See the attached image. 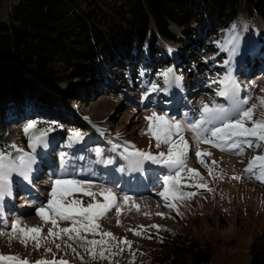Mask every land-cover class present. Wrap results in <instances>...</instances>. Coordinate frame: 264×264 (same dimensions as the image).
<instances>
[{
  "label": "rangeland",
  "instance_id": "374dc122",
  "mask_svg": "<svg viewBox=\"0 0 264 264\" xmlns=\"http://www.w3.org/2000/svg\"><path fill=\"white\" fill-rule=\"evenodd\" d=\"M248 24L249 22L246 19L239 17L236 20L234 30V24L229 28H221L213 40L206 41L205 38H200L201 40H198L199 43L194 44L191 50L176 44L165 45L159 41L156 46L158 50L156 58L148 71V77L145 78V86L142 88H126V82L113 77L115 85L112 88L101 85V88H104L102 92H93V95L85 101L74 100L72 107L70 106V111L72 110L73 113L81 116L74 119L66 118L68 120L67 123L64 120L59 123V126L63 128V137L67 135L69 138L70 132L73 131L80 133L82 130L80 128L81 123H86L87 134L93 131L97 135L96 137L102 141H106L105 137L112 141V143H109L107 140V146L111 150L109 156L113 163L107 164L108 166L105 164L107 171L103 170V172L116 171L115 175H118V177L114 180H97L87 176L89 175L88 169L78 166L75 170H66V174L62 177L61 153L56 155L54 153L56 143L62 141V136H58V133L62 132V130L56 128L55 132L53 131L48 135V147L38 146L36 149L42 153L46 165L56 164V173L51 174L48 172L49 176H45L43 169L36 162L33 166V171L37 170L36 176L33 177L34 180L30 185L22 177L13 174L11 178L12 195L5 196L2 209H0V231H10L12 222L19 219L22 224L28 226H41L42 234L46 235L50 225L43 224L39 217L36 216V209L47 203L48 194L55 179L70 178L91 182L94 185L103 184L105 187L113 189L119 203L123 204L122 197L128 195L133 198L135 204L139 205V211L132 206L131 202L128 205H124L119 217V226L116 223L117 215L115 210H112L107 214L106 218L100 220L101 230L111 231L118 239L126 238L135 243L131 249V252L135 253L134 264H157L153 259L148 260L146 257L150 250L160 249L161 252L166 253V251H162L166 248L161 246L165 243L162 236H160L161 231L150 228V225H159L160 229H165L171 233L185 234L187 232L195 237L202 238L203 241L207 238H213V243L216 240H220L219 251L212 257V261L209 264H249L250 244L254 237L264 229V183L255 178H249L243 174L242 170L254 156L264 154V147L248 148L246 145H242L244 147L243 155H237L236 150L222 152L209 144L201 143L199 149L202 152L211 153V156L205 155L203 159L209 165L215 160L214 175L223 177L222 179H216L213 176H209L207 169L198 162L195 155L197 149L193 142V133L186 130L184 138L189 143L187 166L197 169L204 177L208 187L213 189V191L197 190L194 187L183 188V191H198V194L190 200L182 203L177 202L179 215L175 211H170L166 208L163 199L156 195L157 192L163 190L161 189L162 179L159 178V175L164 170L166 171L162 175L168 174V170L162 165H152L150 162H146L142 172L134 171L128 167V161L119 154L123 151L125 141L130 145H134L136 149L150 151L154 155L159 151H167L166 146L163 145L160 149H157L155 147V139H150L149 136L143 134L148 127V121L145 117L150 116L152 112H156L158 115L166 114L169 119L182 123H190L199 118L200 109L204 103L211 106V102L215 100L217 103H223L228 106V102L224 98L217 97L216 92L212 91L213 87L219 86L216 89L218 90L221 85L212 82L221 79L228 71V67L232 69L233 66H236L240 70V67L244 65L245 61L242 54L245 52L246 45L249 42L248 36L251 34L248 31ZM250 24L256 31L254 32L255 37H264L263 22L254 19L250 21ZM191 26V33L186 37L187 40L197 39L200 35L195 28V24ZM249 46L251 47V45ZM233 48L236 49V54L231 58L230 65L224 66V62L230 59L229 53ZM180 53L184 54V61L186 62L180 63L184 67L181 72H177L175 69L178 68L177 65L179 63L176 64V60L180 58ZM237 59L239 60L235 61ZM159 61L169 62L170 69L173 70V75L169 77L170 81L174 77L182 78L179 86H177L175 79L174 89H172L171 82L168 85L165 84L164 77L161 74L167 72L169 67L161 68ZM172 61L175 62L176 66H174ZM221 70L225 72L219 74ZM262 70L264 71V67ZM232 75L241 86L240 99L251 97L246 107L257 104V98L264 96V76L257 75L256 72L236 75L234 70H232ZM110 76L112 77V75ZM75 84L76 82H62L58 85V90L63 91L68 87L76 86L77 89L85 93L84 90L91 89L90 82H85L81 85ZM152 84L158 86L157 91H150ZM211 86L213 87L210 88ZM164 88L168 89L167 92L160 90ZM149 100L154 103L147 104ZM62 111L66 112L64 108H62ZM80 111H83V113L81 114ZM260 112H264V108H258L257 114L253 118L260 119ZM63 116L68 117L65 114ZM33 120L9 125L4 131H0V140L7 143V145L15 143L26 152H31L28 147V139L21 132H23L27 124L35 123ZM36 123L49 125V121L44 119H39ZM70 125L73 128H69ZM97 129L101 130L103 134ZM81 137L83 139V136ZM112 144H120L121 147L113 151ZM72 146H75L74 142ZM62 148L63 150L67 149L64 146ZM129 150L133 149L129 148ZM67 152L68 150L63 151V154H67ZM13 153V155H16L15 152ZM116 159L118 160L115 163ZM123 166L128 176L119 170ZM33 171L32 173H34ZM181 175L186 179L184 173ZM236 175H241L242 178L240 180L232 179ZM154 176H156L155 180L153 179ZM16 183L20 186H25L26 189L17 188ZM93 190L95 191L96 189L94 188ZM21 193H27V196L22 198L23 200L20 199ZM34 196L37 197L35 200L41 199L36 205L32 202V197ZM25 199L31 201V204L20 206ZM67 199L69 201L79 199L85 206L92 202L90 197L85 196L81 192H73ZM97 199L102 201L103 197L98 196ZM4 202H6L5 204L8 208L3 206ZM2 210L3 212H1ZM145 213L148 215H145ZM157 213H164L165 215L161 217ZM140 225L147 228L146 235L151 238L136 236L133 232L128 231V229L139 230ZM68 226L69 222H60V227ZM162 234L168 236L166 232ZM56 242L63 245L60 240ZM41 243L42 247L39 250H35L32 242H29L28 246L25 247L16 240H12L9 244L6 237H0V252L19 255L22 259L32 262V264L41 259L52 260L54 258L57 260L63 258L68 260L69 264H91L86 254L84 255V260L81 261L70 251L66 252L56 249L55 244L50 243L48 240L41 241ZM49 247L52 249L51 253L46 251ZM78 250L83 254L82 248H78ZM31 253H35V255ZM53 253H55V257H53ZM131 259L132 255L129 253L126 257L117 261H119V264H128ZM100 264H107V262H100Z\"/></svg>",
  "mask_w": 264,
  "mask_h": 264
},
{
  "label": "trees",
  "instance_id": "16d2710c",
  "mask_svg": "<svg viewBox=\"0 0 264 264\" xmlns=\"http://www.w3.org/2000/svg\"><path fill=\"white\" fill-rule=\"evenodd\" d=\"M239 17L249 22L251 34L242 54L244 65L240 70L233 66L232 70L236 75L257 73L264 67V37H255L250 21L258 19L264 23V0H0V131L31 119L37 128H59L62 141L56 143L54 153L62 155L68 150L66 170L84 167L89 171L87 176L114 180L118 175L103 172L107 170L101 162L111 159L109 139L102 141L93 131L87 134L86 123L80 122L83 139L74 142L75 146H67L69 138L63 137L59 123L81 116L70 111L73 101H85L93 92H102L101 85L112 88L113 77L126 82V88H142L159 41L191 50L200 38L213 40L219 29L235 25ZM192 24L200 35L187 40ZM182 62L186 61L180 53L175 71L183 70ZM159 64L170 69L169 62ZM62 82H90L91 89L84 90L85 93L76 86L58 90ZM174 83L171 78L172 89ZM39 119L49 121V125L36 123ZM5 145L0 140V149ZM97 150L101 155H97ZM36 153V161L42 166V153ZM123 169L128 176L124 166ZM48 172L56 173L55 163L45 166L43 174L49 176ZM16 186L26 189L17 183ZM25 196L27 193H21L20 199ZM36 196L32 197L34 205L41 201L35 200ZM30 202L25 199L20 206ZM160 231L168 234L160 233L165 241L161 246L166 248L162 251L166 253L155 249L146 255L157 264H209L221 244L220 240L203 241L187 232L177 234L162 228ZM128 254L125 249L115 259ZM249 256V264H264V229L250 244Z\"/></svg>",
  "mask_w": 264,
  "mask_h": 264
},
{
  "label": "snow or ice",
  "instance_id": "6c2138e0",
  "mask_svg": "<svg viewBox=\"0 0 264 264\" xmlns=\"http://www.w3.org/2000/svg\"><path fill=\"white\" fill-rule=\"evenodd\" d=\"M234 29L235 25L233 26ZM235 54L236 49L233 48L229 53L230 59L224 62V66L230 65L231 58ZM172 73L173 70L169 69L161 74L166 85L170 84L169 77ZM174 79L177 86H179L182 78L174 77ZM212 83L221 85L216 91V96L224 98L228 102V106L217 103L215 100L211 102V106L204 103L200 109L199 118L190 123H182L169 119L166 114L158 115L156 112H152L150 116L145 117L148 121V127L143 134L149 136L150 139H155L157 149H160L163 145L166 146L167 151H159L154 155L150 151L136 149L134 145H130L125 141L123 151L119 153L128 161V167L131 170L142 172L146 162H150L152 165H162L168 170V174L163 175V190L157 192L156 195L163 199L166 208L175 211L177 215L180 214L177 202L182 203L190 200L198 194V191H183V188L194 187L197 190L213 191L208 187L204 177L197 169L187 166L189 143L184 138L186 130L193 133V142L197 149L195 155L198 162L207 169L209 176L216 179H222L223 177L214 175L215 160L209 165L203 159V156H211V153L202 152L199 149L201 143L209 144L222 152L236 150L237 155H243L244 147L242 145H246L248 148L264 147V112L259 113L260 119L253 118L257 114L258 108H264V96L257 98V104L246 107L251 97L240 99L241 86L232 75L231 67H228V71L221 79ZM157 89L158 86L152 84L150 91H157ZM160 90L167 92L168 89ZM210 125L211 127H209ZM54 130L51 126L37 128L35 123H29L23 129V132L28 139V147L31 152H26L15 143L5 145L4 148L0 149V209H2L5 196L12 195L11 178L13 174L31 183L30 174L37 162L36 149L38 146L48 147V135ZM101 134H103L102 131ZM80 139L82 137L79 132H70L67 146L71 147L73 142H78ZM109 143H112V141H109ZM120 147V144H112L113 151ZM129 148L133 150L130 151ZM13 152L16 155H13ZM97 155H101L99 150H97ZM101 162L112 164L113 160L108 159ZM66 168L67 154H62V177L66 174ZM119 170L124 171L123 168ZM242 171L249 178H255L264 183V154L254 156ZM182 173L185 174L186 179L182 177ZM241 178V175L232 177L235 180ZM73 192L83 193L85 196L90 197L92 202L85 206L79 199L69 201L67 197L71 196ZM98 196L103 197V200L97 199ZM122 201L123 204L119 203L113 189L105 187L103 184L94 185L91 182L77 179L58 178L52 182L47 203L36 209V216L44 225H50L47 234H42L41 226H28L17 219L10 225V231H0V237H6L9 244L12 240H16L25 247L28 246L29 242H32L35 250L42 247L41 241L48 240L50 243L55 244L56 249L70 251L81 261L84 260L86 254L91 264H100V262L119 264L115 257L123 254L127 249L132 255V259L128 261V264H134L135 253L131 252L132 242L126 238L118 239L111 231L101 230L100 225V220L106 218L109 212L115 210L116 223L119 226L122 208L124 205H128L129 202L139 211V205L135 204L132 197L124 195ZM145 215L148 214L145 213ZM157 215L163 217L165 214L157 213ZM62 221L69 222V226L60 227ZM149 227L155 228L157 231L160 230L159 225H150ZM128 231L133 232L136 236L151 238L146 235L147 228L143 225L139 226V230L128 229ZM57 240L62 241L63 245L57 243ZM78 248L83 249V254ZM46 251L51 253L52 249L49 247ZM53 257H55V253H53ZM0 264H32V262L22 259L16 254L0 252ZM35 264H69V261L63 258L59 260L55 258L52 260L41 259L35 261Z\"/></svg>",
  "mask_w": 264,
  "mask_h": 264
},
{
  "label": "bare ground",
  "instance_id": "6f19581e",
  "mask_svg": "<svg viewBox=\"0 0 264 264\" xmlns=\"http://www.w3.org/2000/svg\"><path fill=\"white\" fill-rule=\"evenodd\" d=\"M212 87H213V86H211L210 88H212ZM209 90H210V89H209ZM162 167H164V166H162ZM36 171H37V170H34V171H33L34 173L31 174V179H34L33 177L36 176ZM165 171H166V170H164V172H165ZM164 172H163L162 174H164ZM162 174L159 175V178H160V179L163 178V177H162V176H163ZM161 175H162V176H161ZM155 177H156V176H154V178H153L154 180H155ZM143 191H144V190H143Z\"/></svg>",
  "mask_w": 264,
  "mask_h": 264
}]
</instances>
